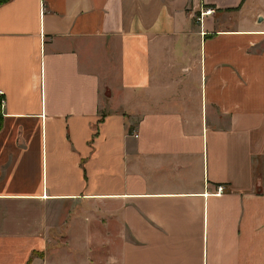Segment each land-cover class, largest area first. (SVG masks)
<instances>
[{"label":"crops","instance_id":"obj_1","mask_svg":"<svg viewBox=\"0 0 264 264\" xmlns=\"http://www.w3.org/2000/svg\"><path fill=\"white\" fill-rule=\"evenodd\" d=\"M0 92V264H264V0H0Z\"/></svg>","mask_w":264,"mask_h":264},{"label":"built area","instance_id":"obj_2","mask_svg":"<svg viewBox=\"0 0 264 264\" xmlns=\"http://www.w3.org/2000/svg\"><path fill=\"white\" fill-rule=\"evenodd\" d=\"M209 13H210V11H204L203 14L208 15ZM1 96H2V95H1V92H0V97H1ZM2 104H3V100L0 99V107L2 106ZM222 192H223V187H222V186H217V187L215 188V195H220Z\"/></svg>","mask_w":264,"mask_h":264}]
</instances>
